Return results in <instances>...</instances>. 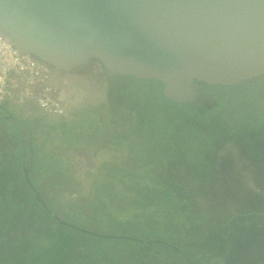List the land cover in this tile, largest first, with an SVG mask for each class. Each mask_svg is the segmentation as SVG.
<instances>
[{
    "label": "rangeland",
    "instance_id": "374dc122",
    "mask_svg": "<svg viewBox=\"0 0 264 264\" xmlns=\"http://www.w3.org/2000/svg\"><path fill=\"white\" fill-rule=\"evenodd\" d=\"M82 69L87 67L83 65L66 74L70 78L67 81L69 83L67 91H71L69 93L71 113L67 119L53 120L49 124L34 113L35 117H30L32 112L23 114L17 110V116L21 115L19 117L27 118L29 121L27 125L33 130L34 147L37 151L34 165L29 166V178L59 217L64 220L68 217L72 223L97 232L116 233L118 226H114L113 221L118 220L117 218H128L121 217L118 212V209H124L127 205L128 200L125 198L139 199L147 204V212L154 210V206L163 201L162 192L165 187H161L153 176L170 170L171 166L166 165L168 153L175 147L182 153L183 148L177 144L182 135L176 130V137L171 136L175 137L176 141L170 142L162 132L168 129L169 120L161 121L156 126L144 127L139 113L134 111L138 104V98L134 93L142 94L146 91L152 99H160L157 105L150 108L152 117H156L155 106L162 110L158 112L163 118L168 115L170 119L175 114L170 110L171 106L159 98L161 86L157 81L109 74L101 69L99 74L92 76L91 82V79L85 78L81 73L80 78L76 77ZM113 86L120 90L122 86L131 89V93L121 101L123 105L117 106L115 110L109 107L110 99L115 96ZM226 90L221 87L211 88V92L217 95L215 97L225 105ZM233 104L234 102L227 105ZM242 111L236 110L231 115L234 114V117L241 121L242 129L245 131L243 134L217 146L211 144L210 147H203V153L200 154L204 161L198 165L202 169L201 173L207 177L205 189L201 196L188 204L190 218L196 217L197 212L205 213L207 219L216 213L223 215L225 221L231 215L236 217L237 222L222 235L223 240H229L228 246L224 245L221 250L211 247L207 251L200 246L194 247L197 254L199 253L198 256L204 257L205 263L208 264H261L264 260V157L255 155L251 149L253 143L264 147V110L260 111L259 116L258 111L253 109H248L245 113ZM226 113L230 114V111L226 109ZM31 118L37 121L29 120ZM83 120L85 123L82 124ZM97 127L101 133L94 134ZM177 127L181 128V123ZM212 130L211 128L209 131ZM27 131L28 128L24 127L23 133L29 134ZM192 138H188L189 142ZM199 139L198 137L193 140V143ZM166 148L168 151H165ZM134 150L143 152L136 154ZM160 157L162 167H158L160 164L156 163ZM133 171L139 172V175L141 173V176H136ZM173 172L181 180L190 181L188 175L185 177L186 173L182 176L177 170ZM22 176L23 173L20 172L18 175L20 180ZM185 184L192 186L189 182ZM106 186H110L113 192L106 196L101 195L100 191H105ZM3 188L4 186H1L2 190ZM119 195L126 197L120 199ZM163 210L165 211V208ZM162 213L161 207L158 214L161 216ZM185 217L178 221L180 232L189 225L190 220ZM45 223L48 226L43 227V231L47 229L61 231L62 238L53 239L51 244L49 234L36 238L38 240H33L32 245L33 243H37L38 246L50 245L45 250H37V247L35 252L41 254V258L63 255L58 260L61 264H84L88 253L84 250L82 242L92 240V236L83 235L66 227L59 229L56 222L49 218L45 219ZM204 223L202 222V225ZM133 233L137 237H151L138 227ZM18 234H21L20 231ZM22 235H27V232ZM31 235L32 233L27 235V238ZM213 237L216 238L214 235ZM116 255L121 258V253ZM125 257L123 259L127 264H131ZM50 260L46 259V263L50 264ZM105 260L101 256L97 258L96 263L106 264ZM162 260H164L162 264L173 262L167 258Z\"/></svg>",
    "mask_w": 264,
    "mask_h": 264
},
{
    "label": "water",
    "instance_id": "95a60500",
    "mask_svg": "<svg viewBox=\"0 0 264 264\" xmlns=\"http://www.w3.org/2000/svg\"><path fill=\"white\" fill-rule=\"evenodd\" d=\"M0 31L59 71L95 59L109 74L157 81L164 97L200 113L218 105L206 87L264 74V0H0ZM36 197L63 225L144 241L64 220Z\"/></svg>",
    "mask_w": 264,
    "mask_h": 264
},
{
    "label": "trees",
    "instance_id": "16d2710c",
    "mask_svg": "<svg viewBox=\"0 0 264 264\" xmlns=\"http://www.w3.org/2000/svg\"><path fill=\"white\" fill-rule=\"evenodd\" d=\"M78 78H80L79 75ZM149 89L151 88L149 87ZM130 90L129 87L126 89L122 86L120 90L113 86V93L115 96H112L110 99L109 107L115 110L117 106L123 105L121 101L126 95L131 93ZM132 90L135 91L133 87ZM159 94V98H162L161 101L163 102L164 100L171 106L170 110L173 114H176H174L175 116L172 115L169 119L167 115L166 118H163L158 112L162 110L158 109V106H155L157 111L156 117H152L151 115L153 113L150 108L153 105H157L160 99H152L146 91L142 94L134 93V96L138 98V104L134 111L139 113L138 116L140 115L142 123L145 125L144 127L151 125L156 126L161 121L169 120L167 122L168 129L162 132H164L165 138L172 142L174 140L176 141L175 132L179 130L182 139L180 138L177 144L179 147L183 148V151L179 153L176 147L172 149V152L168 153V162L166 164L169 167L171 166L169 168L170 170L159 172L153 176L161 187H165L162 192V194H164L163 201L161 200L158 202L154 206V210L147 212L148 210L146 207L148 205L139 201V199H127L125 198L126 196L122 197V195H119L118 198H125L128 200L124 209H118L119 215L121 217L128 216V218H117L118 220L113 221V224H115L114 226H118V232L113 234H124L137 237L133 231L138 227L143 233L151 237H137L144 239L143 242L127 238H100L61 224L57 218L47 211L43 203L37 199L35 190L27 185L28 182L26 183V180H29L27 176H25V180V170H23L22 165H26V167L29 165L21 162L17 159L18 157H13L14 160L12 159L10 162L0 163V169H4L5 171V174L0 177V264H47L46 259H51L50 264H61V261L58 262V260L63 255H53L51 258L45 256L41 258V254L39 253L40 255H38V252H35L37 247V250H45L52 243L53 239L58 238L61 240L62 238L63 234L61 231L57 232L52 229L42 230L43 227L48 226L47 223H45V219L47 218L56 222L59 229L61 227H66L80 232L83 235L92 236V240L87 239V241L82 242L84 250L88 253L84 259V264H97L96 260L101 256L110 264H127L123 259L126 255L125 259H129L131 264L137 262H139V264H157L161 262L162 264V261H164L162 260L163 258H167L168 261L172 259L173 262H171V264H208L205 263L204 257L198 256L199 253L197 254L195 251V246H200L204 251L209 250L211 247L215 250H221L224 245L225 247L228 246L227 244L229 242L223 240L222 235L223 232H226L225 230L229 227L231 228V226L237 222L236 217L231 215L230 218L225 221L223 215H217L216 213V215L208 217L207 219L205 213L197 212L196 217L190 218V206L188 204H190L194 198L201 196L205 189L204 185L207 177L201 173L202 169L199 168L198 165L204 161V157L200 154L203 153V147H210L211 144L217 146L220 143H224L226 140L230 141L239 134H243L245 131L242 129L241 121L238 120L239 118H235L234 114H232L233 116L231 115V110L230 114L225 112L226 109H230L233 105L227 108L228 106L219 100L218 105L208 109L206 113L202 114L192 107L167 99L161 92ZM0 106H3L12 115L9 119H3L2 114H0V130H10L16 119L19 121L23 120L24 122L21 131L26 127L29 122L27 121L28 119L19 117L21 115H16V113H18L17 110H20L23 114L24 112L27 113L25 107H16L8 103L1 104ZM30 115V117H35L33 113ZM33 118L29 120L37 121V119ZM46 121L49 124H51V121L53 122V120L49 118H46ZM83 123H85L84 120L82 121V124ZM179 123H181V128L177 129ZM98 127L95 129L94 134L99 133L100 128ZM211 128L213 129L212 132L209 131ZM26 135H31V133ZM146 135H150V133H146ZM174 135L175 137H171ZM150 136H152V134ZM178 136L179 135H177V137ZM198 137L200 139L196 141L197 143H193ZM188 138H192L190 142ZM134 151L136 154L138 152L142 154L143 152V150ZM165 151H168L167 148ZM137 156L139 157L140 155ZM260 157H264L263 152ZM157 161L156 163H158V165L160 164L158 167H162L161 157L158 158ZM182 166H184L183 169ZM150 169L153 168L150 167ZM11 170L14 173V177L19 175L20 172L23 173L21 181L17 180L16 177L15 179L17 181H14V177H12L13 179L11 180L10 176H8ZM173 170L181 172L182 176L186 173L185 177L188 175L190 181H184L176 177ZM133 172L136 176H141V173L139 175V172ZM1 173L3 172L1 171ZM186 182L192 183V186L185 184ZM1 186H4L3 190ZM111 192L113 191L110 186H106L105 191H100L101 195L104 196ZM42 199L45 204L52 209L48 201L43 197ZM161 207L163 213L160 216L158 211ZM163 208H165V211ZM183 216H187L185 218L190 221L188 222L189 225L185 227V230L180 232L178 221H180ZM66 219L71 222L68 217ZM202 222L205 223L202 225ZM18 231H20L21 234H18ZM26 232L27 235L32 233L31 237L28 236L30 239L27 238V235H22ZM44 234H49L48 236L51 239L49 245L38 246L37 243H33L32 245L33 240L42 237ZM213 235L216 238H214ZM252 236L254 235L252 234ZM148 240L152 241L149 242ZM102 243L105 244L102 245ZM24 245L26 247H23ZM23 249H25V251ZM20 250L22 251L21 253ZM119 253H121V258L116 255ZM90 255L91 258H89ZM111 258L120 260V262L118 261V263H115L116 261H112ZM261 264H264V260L261 261Z\"/></svg>",
    "mask_w": 264,
    "mask_h": 264
},
{
    "label": "built area",
    "instance_id": "2783aa9c",
    "mask_svg": "<svg viewBox=\"0 0 264 264\" xmlns=\"http://www.w3.org/2000/svg\"><path fill=\"white\" fill-rule=\"evenodd\" d=\"M64 73L20 51L0 31V105L25 107L27 113L45 120L67 119L71 113V91H67L70 78Z\"/></svg>",
    "mask_w": 264,
    "mask_h": 264
},
{
    "label": "flooded vegetation",
    "instance_id": "af4514ba",
    "mask_svg": "<svg viewBox=\"0 0 264 264\" xmlns=\"http://www.w3.org/2000/svg\"><path fill=\"white\" fill-rule=\"evenodd\" d=\"M82 66L76 67V69ZM84 67H87V69H82V71H79L77 75H80L81 73L85 78L91 79V82H92V76L99 74L100 73L99 70H101L99 64L96 62L95 59L89 62L88 64H85ZM83 70L86 71L84 72ZM211 88L212 87H206L205 88L206 92L208 94H211L212 97L216 98L215 96L217 95L215 92H211ZM221 88L223 89V87ZM224 89H227L225 91L226 105L232 104L234 102L231 108L229 107V105H227L228 106L227 108H230L227 111L231 110L232 112H234L236 110L238 111L243 110L242 112L245 113L246 111H248V109H253L254 111H258V116H259L260 111H262V109L264 110V74L243 81L237 85L224 87ZM196 103L203 105L202 101L196 100ZM206 111L204 113H206ZM0 114H2L3 119H9L10 117H12L11 113L8 110H6L3 106H0ZM258 118L260 119V117ZM22 125H24L23 120L19 121L18 119H16L15 123L13 124L10 130H0V163L10 162L13 159V157L14 158L18 157L17 159H19L24 164L27 163L30 167L34 165V160L37 157L36 156L37 151L36 148L34 147L33 130L31 129L30 125H26L25 129L28 128L27 133H31V135H26L25 133H23V129L21 131ZM99 132L101 133V131ZM25 135L27 136L26 137L27 141H25L26 140ZM262 148L264 147L261 146L260 144L253 143L251 149L254 150L255 155L260 156L261 151L264 154V150ZM29 166H27L28 167L27 168L26 165L25 166L22 165L23 170H25L24 173L26 174V175L24 174V177L27 176L29 180L27 181L25 177L26 183L28 182L27 185L31 189L36 190L35 193L38 192L40 194L38 188L36 189V186L30 181L29 172H28ZM1 171L3 173H1ZM4 174H5L4 169H0V177H2ZM8 176H10L11 180L13 179L12 177H14V173L12 170L10 171V174ZM15 177L17 180H20L18 175H16ZM15 177H14V181H17ZM227 241L229 242V240ZM111 260L114 262L116 261L115 263H118V261L120 262V260H117L115 258H111Z\"/></svg>",
    "mask_w": 264,
    "mask_h": 264
},
{
    "label": "clouds",
    "instance_id": "9594fccd",
    "mask_svg": "<svg viewBox=\"0 0 264 264\" xmlns=\"http://www.w3.org/2000/svg\"><path fill=\"white\" fill-rule=\"evenodd\" d=\"M73 72V71H72ZM78 78V75L76 76ZM83 79V78H82Z\"/></svg>",
    "mask_w": 264,
    "mask_h": 264
}]
</instances>
